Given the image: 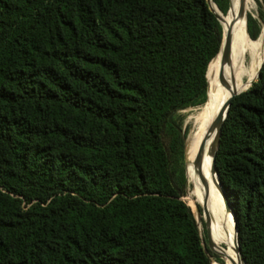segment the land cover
<instances>
[{
  "label": "trees",
  "instance_id": "1",
  "mask_svg": "<svg viewBox=\"0 0 264 264\" xmlns=\"http://www.w3.org/2000/svg\"><path fill=\"white\" fill-rule=\"evenodd\" d=\"M222 38L207 0H0V264L223 260L183 199L176 116L222 94ZM216 168L243 259L264 264V66L232 101Z\"/></svg>",
  "mask_w": 264,
  "mask_h": 264
},
{
  "label": "bare ground",
  "instance_id": "2",
  "mask_svg": "<svg viewBox=\"0 0 264 264\" xmlns=\"http://www.w3.org/2000/svg\"><path fill=\"white\" fill-rule=\"evenodd\" d=\"M211 2L213 6L215 3L212 0ZM238 9L239 0H232L231 9L225 16L218 7L217 10L215 9L222 18L224 32L228 30L232 23L236 22L233 27L232 62L231 65H226L225 79L218 81L212 77L211 73L214 65L221 61V56L219 55L212 60L209 70L212 83L219 89H225V92L212 101L194 107L187 118L190 128L186 134L184 148L185 158L189 165L195 188L202 195L201 199L203 202L201 211L203 218H206V212L204 213L203 209H207L208 213L210 212L212 214L220 228L214 226L212 223L210 227L227 241L226 264H243V262L240 260L237 252L238 248L233 216L226 213L216 178L211 174L212 153L216 139L215 129L212 133L214 145L209 147L211 154L210 164L206 156V146L204 147V153L202 155V167L196 164V162L203 143H205L210 130L215 126L222 107L231 94L229 84L231 83L232 76L235 78L237 92L241 93L251 87V84L257 79L260 70L264 66V27L261 34L253 41L248 35V17L249 15L253 17V15L248 14L247 11H256V0H246V15L237 20ZM253 18L255 19V17ZM251 69H257L256 74H252Z\"/></svg>",
  "mask_w": 264,
  "mask_h": 264
},
{
  "label": "water",
  "instance_id": "3",
  "mask_svg": "<svg viewBox=\"0 0 264 264\" xmlns=\"http://www.w3.org/2000/svg\"><path fill=\"white\" fill-rule=\"evenodd\" d=\"M207 2H208V5H209L211 11L216 15L217 20L220 22V24L222 26V18L219 16V14L213 8L211 0H207ZM231 6H232V0H229V10L231 9ZM229 10H228V12H229ZM245 15H246V0H239V9H238L237 20L242 18V17H244ZM235 23L236 22L232 23L231 26L228 28V30L226 32H224V30H223V38H222V42H221V46H220V51H219V53L217 55V56H219V55L221 56L222 65H227V64L231 65V62H232L233 27H234ZM222 29H223V26H222ZM248 35H249V32H248ZM261 71H262V69L260 70L257 79L251 84V87L259 79V77L261 75ZM220 79H222L221 76H220ZM229 85H230L229 87L231 89V94H230L229 98L227 99V101L224 103V105L222 107V110H221V112H220V114H219V116H218V118H217V120L215 122L216 139H215V147H214V150H213V153H212L211 174H212V176H214L216 178V183H217L221 198L223 200V204H224L226 213L233 216L234 223H235L234 226H235V231H236V244H237V248H238L237 252L239 254L240 260L243 262V264H246L245 260L243 259V256H242V253H241V249H240L236 216H235L234 212L232 211V207L230 205V202H229V199H228V197L226 195V192H225V190H224V188H223V186L221 184L220 177L218 175V171H217V168H216V155H217V152H218V149H219V145H220L221 132H222V128H223L224 122H225V120H226V118L228 116L232 101L238 95H240L241 93L245 92V91H243L241 93L237 92V87H236V84H235V78L233 76L231 78V83ZM204 147H205V143L202 145L200 153H199V155L197 157L196 164H198L200 167H202L201 165H202V155L204 153ZM203 211H204V213L206 212V218L204 219V223H205V227H206V240H203L201 238L202 239V246L204 248L205 254L210 259L209 250L210 251H214L215 248H216V244L213 242L212 236L210 234V226H211L210 215H209L207 209L206 210L203 209ZM198 214H200V213H198ZM194 216H195V214H194ZM195 218H196V221H197V224H198L199 220H198L197 216H195ZM210 262H211V259H210Z\"/></svg>",
  "mask_w": 264,
  "mask_h": 264
},
{
  "label": "rangeland",
  "instance_id": "4",
  "mask_svg": "<svg viewBox=\"0 0 264 264\" xmlns=\"http://www.w3.org/2000/svg\"><path fill=\"white\" fill-rule=\"evenodd\" d=\"M256 3H257V9H256V11L250 12L248 10L247 13L253 15V17H255V20L258 21V24H259V27H260V34H261L262 29L264 27V19H261L260 18V13H263V16H264V0H256ZM251 40L253 41L254 39L251 38ZM250 71H251L252 74H256L257 69H251ZM225 77H226V75H225ZM222 91L225 92V89H222ZM193 109L194 108H189V109H186V110H183V111H179L176 114L177 118L181 120V122L183 124V129L186 131V133L189 131V128H190V124L188 123L187 118L191 114V112L193 111ZM214 129H215V126L210 130V132H209V134H208V136L206 138V141H205V146H206V151H207V153H206L207 155L206 156H207V159H208V163L209 164H210V158H211V154L209 152V147L211 145H214V139L212 137V133H213V130ZM182 168L184 169L185 174H187V176L191 179V182H192V190H193V193L190 190H188V180H187V195L183 199L190 206V208L194 212L195 216H197V218L199 220L198 221L199 222L198 223V226H199V231H200L201 238L203 240H206V227H205L204 220L202 218V211H201L202 200L199 197L196 196V195H198V196L201 197L202 195L195 188V184H194V181H193V177H192V174L190 172L189 165L187 163L186 158L182 162ZM186 179H187V177H186ZM220 210H221V208H220ZM198 213H200V214H198ZM212 240L216 244V246L218 247V249L221 252H223L224 251V248L217 241V239L215 237L214 238L212 237ZM225 256H226V254H225ZM225 256L223 257V260L221 259V257H217L218 259L212 257L210 264H214L215 262L217 263V262H219L218 260H220V263H223L224 262L226 264V262H225Z\"/></svg>",
  "mask_w": 264,
  "mask_h": 264
}]
</instances>
